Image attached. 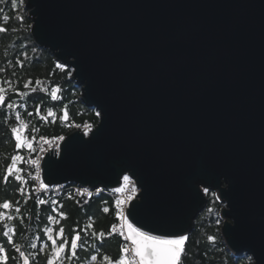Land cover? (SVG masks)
Masks as SVG:
<instances>
[{"label":"water","instance_id":"obj_1","mask_svg":"<svg viewBox=\"0 0 264 264\" xmlns=\"http://www.w3.org/2000/svg\"><path fill=\"white\" fill-rule=\"evenodd\" d=\"M25 10L37 48L74 71L101 120L48 150L44 185L117 190L130 176L140 193L123 226L142 264H179L215 193L226 248L264 264V0H26Z\"/></svg>","mask_w":264,"mask_h":264},{"label":"trees","instance_id":"obj_2","mask_svg":"<svg viewBox=\"0 0 264 264\" xmlns=\"http://www.w3.org/2000/svg\"><path fill=\"white\" fill-rule=\"evenodd\" d=\"M26 0H0V264H124L125 235L117 232L116 193L78 197L72 186L39 191L36 160L45 142L95 128L71 81L73 70L37 48ZM208 206L183 243L179 264H253L238 259L222 238L224 206L208 192Z\"/></svg>","mask_w":264,"mask_h":264},{"label":"built area","instance_id":"obj_3","mask_svg":"<svg viewBox=\"0 0 264 264\" xmlns=\"http://www.w3.org/2000/svg\"><path fill=\"white\" fill-rule=\"evenodd\" d=\"M80 130V129H77ZM81 131H88L87 129L83 128L81 129ZM91 131V130H90ZM89 132V131H88ZM63 139L60 140H51L48 142H45L43 145V150L42 153L40 154V156L37 158L36 160V165L39 166L40 168V173H39V188H41L39 191L41 192H59L60 188H63L65 186H61V187H46L42 181V170H41V165L42 161L44 159V156L46 155V153H48V150L53 149L54 151L58 148L60 149V145L62 143ZM51 142V147H47V143ZM74 189V193L76 196L78 197H82L83 196H96L98 194H100L101 192L107 191L108 193H116L117 198L120 202L119 208H120V223L119 225H117L116 231L117 232H122L124 235V224L127 222V216H126V212L129 208L130 203L138 197L140 190L137 187V183L130 177V176H126L123 178V183L121 185V187L117 190H106L103 188L100 189H95V190H91L88 188H82L80 186H72ZM126 237V236H125ZM124 237V239H126ZM127 241V245L125 246V248L123 249V251H121L123 253V258H124V264H142V261L138 258V256L135 254L134 252V246L126 239Z\"/></svg>","mask_w":264,"mask_h":264},{"label":"rangeland","instance_id":"obj_4","mask_svg":"<svg viewBox=\"0 0 264 264\" xmlns=\"http://www.w3.org/2000/svg\"><path fill=\"white\" fill-rule=\"evenodd\" d=\"M85 134H87V135H89L90 134V131L88 132V131H83ZM47 145V147H51L52 145H51V142L50 143H47L46 144ZM207 193H208V191H206V195H207ZM215 194V193H214ZM216 195V194H215ZM219 201V200H218ZM222 204V203H221ZM224 207H225V205L224 204H222ZM221 218V217H220ZM222 220V219H221ZM179 244H181V243H179Z\"/></svg>","mask_w":264,"mask_h":264}]
</instances>
